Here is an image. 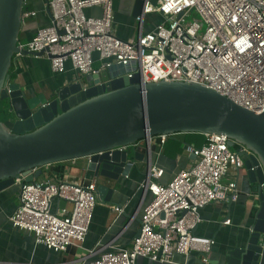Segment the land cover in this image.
<instances>
[{"label": "built area", "instance_id": "1", "mask_svg": "<svg viewBox=\"0 0 264 264\" xmlns=\"http://www.w3.org/2000/svg\"><path fill=\"white\" fill-rule=\"evenodd\" d=\"M113 1L49 0L51 23L27 42L19 41L12 67L24 57L25 49L52 55L51 68L58 74L66 72L68 64L81 77L122 65L125 73L119 68L118 77L139 74L144 84L194 82L245 109L264 113V0H158L157 4L143 0L142 13L135 17L138 36L131 42L115 33ZM95 7L101 8L100 15L86 14ZM35 14L25 8L23 22ZM153 14L162 20L145 30ZM12 82L14 78L7 82V89ZM205 135L202 147L187 145L197 158L195 163L179 170L169 183L159 181L163 169L150 166L140 185L144 195L151 196L142 209L140 236L129 248L98 245L89 251L95 256L89 264H138L139 258L171 263L177 254L194 252L207 261L216 240L193 230L201 221L203 208L238 196L236 181L224 182V177L231 165L242 161L227 135ZM158 137L164 144L168 136ZM133 146L139 147L138 143ZM128 148L119 147L122 151ZM25 179L17 180L21 190L19 205L9 218L13 226L33 233L38 244L55 252H66L72 245L83 247L99 202L97 181L71 176L57 181ZM260 193L264 194V182L259 184ZM57 199L68 206L56 208ZM115 210L124 211L121 207ZM261 239L264 241V232Z\"/></svg>", "mask_w": 264, "mask_h": 264}, {"label": "water", "instance_id": "2", "mask_svg": "<svg viewBox=\"0 0 264 264\" xmlns=\"http://www.w3.org/2000/svg\"><path fill=\"white\" fill-rule=\"evenodd\" d=\"M44 1L52 17L49 0ZM26 5L27 0H0V105L3 100L9 103L8 118L0 116V192L23 176L34 181L48 165L82 158H87V170L98 182L128 175L139 162L149 170L153 152L148 140L190 133L227 135L242 161L238 169L245 168L252 183L264 182V113L245 109L201 84L167 80L144 84L139 74L118 77V69L122 74L125 70L113 65L61 85L51 96L33 94L15 79L8 92ZM142 10L143 0H136L133 16ZM23 54L45 57L44 51L25 49ZM142 142L145 152L133 146ZM123 146L131 148L122 151ZM113 192L107 184H98L101 202L109 201ZM259 202L245 244L227 252L226 264H264L263 193Z\"/></svg>", "mask_w": 264, "mask_h": 264}, {"label": "crops", "instance_id": "3", "mask_svg": "<svg viewBox=\"0 0 264 264\" xmlns=\"http://www.w3.org/2000/svg\"><path fill=\"white\" fill-rule=\"evenodd\" d=\"M114 30L116 35L125 41H134L139 27L133 16L135 4L130 6V0H114ZM26 9L36 14L26 18L22 24L20 41L27 42L36 31L51 23L52 17L47 11L44 0H27ZM86 14L98 16L101 8L86 10ZM152 17V19H151ZM162 20L158 14L150 15L145 30H150ZM150 21V22H149ZM16 81L24 87H30L33 94L44 93L51 96L61 85L77 81L81 76L68 64L67 71L55 73L51 61L47 57L24 56L13 68ZM171 139L179 140L181 150L176 152ZM187 139V137H186ZM185 136H168L164 144L160 138L152 139L150 165H156L164 170L159 180L169 183L181 169L192 166L196 156L187 150ZM139 151L145 152L144 144L138 143ZM87 158L60 162L44 167L43 175L36 180L52 178L54 181L66 176L82 179L83 181L103 182L114 189L110 200L101 202L94 212L93 221L83 247L72 245L66 252L59 253L48 249L36 242L33 233L13 226L10 216L19 205L21 184L16 183L0 192V264H89L95 258L89 251L98 245L105 249H122L132 246L140 230V220L144 204L151 199L144 195L140 185L146 180L148 171L145 162L133 166L128 175L119 179L101 178L98 182L94 172L87 170ZM235 180L238 185V196L229 201L212 203L201 210V221L194 233L213 238L216 244L203 261L201 253L190 255H175L173 262L160 263L147 258H139L138 264H226L225 256L228 251L245 244L250 227L258 211L259 184L252 183L245 168L231 165L224 177V182ZM68 206L64 200H55V207ZM115 207H121L119 213ZM228 219L230 224L225 223Z\"/></svg>", "mask_w": 264, "mask_h": 264}, {"label": "trees", "instance_id": "4", "mask_svg": "<svg viewBox=\"0 0 264 264\" xmlns=\"http://www.w3.org/2000/svg\"><path fill=\"white\" fill-rule=\"evenodd\" d=\"M11 77L14 79H16V77H17L16 73H14V71H13V67L11 68ZM186 137H187V139H186ZM185 140H186L185 143H188L192 146L200 148L206 142V135L201 134V133H190V134L185 135ZM171 142L175 145L176 152H179L181 150L182 143L177 139H171Z\"/></svg>", "mask_w": 264, "mask_h": 264}, {"label": "rangeland", "instance_id": "5", "mask_svg": "<svg viewBox=\"0 0 264 264\" xmlns=\"http://www.w3.org/2000/svg\"><path fill=\"white\" fill-rule=\"evenodd\" d=\"M135 1L136 0H130V2H129L130 6L132 5V7H133V5L135 4ZM151 19H152V17H151ZM7 101L8 100H3L1 102V105H0V116L2 119H6L9 116V103Z\"/></svg>", "mask_w": 264, "mask_h": 264}]
</instances>
